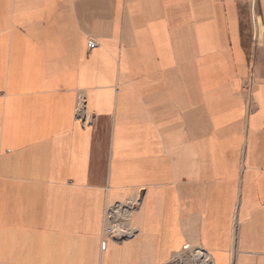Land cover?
Listing matches in <instances>:
<instances>
[{
  "label": "crops",
  "instance_id": "0c3cea01",
  "mask_svg": "<svg viewBox=\"0 0 264 264\" xmlns=\"http://www.w3.org/2000/svg\"><path fill=\"white\" fill-rule=\"evenodd\" d=\"M186 244L264 264V0H0V264Z\"/></svg>",
  "mask_w": 264,
  "mask_h": 264
},
{
  "label": "rangeland",
  "instance_id": "374dc122",
  "mask_svg": "<svg viewBox=\"0 0 264 264\" xmlns=\"http://www.w3.org/2000/svg\"><path fill=\"white\" fill-rule=\"evenodd\" d=\"M253 13H254V9H251L252 17L254 16ZM249 18L251 20V17H249ZM244 85L245 84L243 83V86ZM244 88H245V86H244ZM82 112H84V104H83V102L79 103L78 109H77V114L81 115ZM112 220L113 219L110 218V219L107 220V222L105 221L106 225L104 227V230L106 232L107 228H111V231L113 233L111 232V233H108V234L112 235L115 238V240L121 241L126 236V234H128V229L127 228L124 229L123 226H122V229L117 227V226H115V221H112ZM185 247L187 249H184ZM185 247L183 249H181L180 251L174 252L171 255V258L169 259V261L166 264H192L191 263V259H193V257L197 255V252H198L197 249L198 248H193L192 249L187 244L185 245ZM188 248H191V250H188ZM209 258H210V256H209ZM209 258L207 257L208 264H214V263L210 262L211 259H209Z\"/></svg>",
  "mask_w": 264,
  "mask_h": 264
},
{
  "label": "bare ground",
  "instance_id": "6f19581e",
  "mask_svg": "<svg viewBox=\"0 0 264 264\" xmlns=\"http://www.w3.org/2000/svg\"><path fill=\"white\" fill-rule=\"evenodd\" d=\"M184 249H187L186 247ZM192 264H208L207 262V255L203 251L197 252V255L191 259Z\"/></svg>",
  "mask_w": 264,
  "mask_h": 264
},
{
  "label": "built area",
  "instance_id": "2783aa9c",
  "mask_svg": "<svg viewBox=\"0 0 264 264\" xmlns=\"http://www.w3.org/2000/svg\"><path fill=\"white\" fill-rule=\"evenodd\" d=\"M112 231H111V228H107L106 229V233H111Z\"/></svg>",
  "mask_w": 264,
  "mask_h": 264
}]
</instances>
